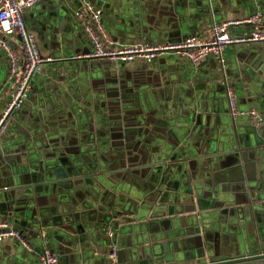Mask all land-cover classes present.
Returning a JSON list of instances; mask_svg holds the SVG:
<instances>
[{
	"label": "crops",
	"instance_id": "1",
	"mask_svg": "<svg viewBox=\"0 0 264 264\" xmlns=\"http://www.w3.org/2000/svg\"><path fill=\"white\" fill-rule=\"evenodd\" d=\"M93 2L114 42H178L206 35L213 20L241 21L264 0H42L25 22L53 58L0 134V219L59 264H250L264 254V209L238 202L206 166L218 147L264 164V42L228 46L194 63L168 53L152 62L86 58L93 44L75 10ZM238 24L234 30L248 32ZM0 36L16 53L18 36ZM17 83L0 45V115ZM176 157L177 161H172ZM167 161L159 174L154 165ZM171 162V164H169ZM247 198V196H246ZM200 262V263H199ZM0 264H40L16 238L0 241Z\"/></svg>",
	"mask_w": 264,
	"mask_h": 264
},
{
	"label": "built area",
	"instance_id": "2",
	"mask_svg": "<svg viewBox=\"0 0 264 264\" xmlns=\"http://www.w3.org/2000/svg\"><path fill=\"white\" fill-rule=\"evenodd\" d=\"M40 1L42 0H0V33L3 36H18L21 41V52L16 53L9 42L0 36V45L10 57V76L17 77L12 100L0 115V134H4L8 128L9 115L26 99L32 78L42 71L46 63L53 60L52 57L41 54L35 35L28 29L23 16L28 8ZM75 16L83 25L93 44V50L85 57L107 63L121 64L137 60L149 63L164 54L174 53L181 54L194 63L214 55L225 66L223 54L226 47L250 42H264V13L262 10H258L241 21L214 19L206 35L194 34L184 40L165 44L114 42L105 28L101 8L93 2H85L84 7L75 10ZM238 24L251 26L252 29L244 33L237 32L234 28ZM226 95L232 116L236 118L248 115L259 123L264 122V117L258 112H243L238 109L235 90L232 86L227 87ZM108 235L111 239L109 254L111 264H119L117 261L118 248L113 241V229L109 226ZM8 238H16L25 249L36 253L40 264L60 263L58 254L48 245L43 244L39 250H36L32 242L23 236L20 230L0 219V241Z\"/></svg>",
	"mask_w": 264,
	"mask_h": 264
},
{
	"label": "water",
	"instance_id": "3",
	"mask_svg": "<svg viewBox=\"0 0 264 264\" xmlns=\"http://www.w3.org/2000/svg\"><path fill=\"white\" fill-rule=\"evenodd\" d=\"M23 16L26 17L25 12ZM206 158H208L206 166L212 172L214 184L234 186L235 189L232 190L235 193L234 198L239 203H247L251 199L258 200L260 201L258 208L264 209V164H257L254 160H250L247 152L234 147H218L216 151L208 153ZM172 161H177L176 157H173ZM167 163L163 161L155 164V170L159 174H166L169 169ZM245 260L250 264H264V254L248 255Z\"/></svg>",
	"mask_w": 264,
	"mask_h": 264
},
{
	"label": "flooded vegetation",
	"instance_id": "4",
	"mask_svg": "<svg viewBox=\"0 0 264 264\" xmlns=\"http://www.w3.org/2000/svg\"><path fill=\"white\" fill-rule=\"evenodd\" d=\"M232 115V114H231ZM234 117V116H233ZM237 118V117H236Z\"/></svg>",
	"mask_w": 264,
	"mask_h": 264
}]
</instances>
